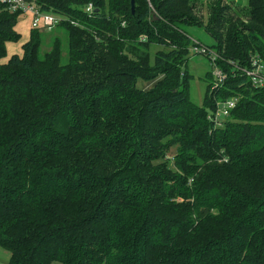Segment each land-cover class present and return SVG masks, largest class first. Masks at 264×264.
<instances>
[{"label":"trees","instance_id":"obj_1","mask_svg":"<svg viewBox=\"0 0 264 264\" xmlns=\"http://www.w3.org/2000/svg\"><path fill=\"white\" fill-rule=\"evenodd\" d=\"M33 1L68 19V52L56 38L42 55L30 30L2 63L22 37L20 16L0 12L8 264H264V87L243 72L264 65V0H209L206 21L194 0H135L134 14L132 0ZM194 27L227 77L216 88L206 74L202 106L185 69Z\"/></svg>","mask_w":264,"mask_h":264},{"label":"rangeland","instance_id":"obj_2","mask_svg":"<svg viewBox=\"0 0 264 264\" xmlns=\"http://www.w3.org/2000/svg\"><path fill=\"white\" fill-rule=\"evenodd\" d=\"M197 4V14L199 17H201L202 20L208 19V5H206V2L209 0H194ZM205 3V4H204ZM239 3V4H238ZM248 0H236V10L239 12L240 9H244L243 6H247ZM204 5V6H202ZM241 5V6H240ZM27 21L26 17H20L18 19V25L17 30L18 33L21 35V32L23 34V39L21 42L17 44H10L7 47V59L3 60L2 63H6L7 60L10 58L13 53L14 55H22L23 54V44L26 43V40L29 38L28 32L29 27L25 22ZM189 34L192 37V41L194 43L198 41L200 42V45L209 49L212 51L208 46L214 44V40L212 39L211 35L203 28H189L188 29ZM41 36L43 38V46H42V55H44L46 52L50 51L52 48L53 42L56 38H60L63 42V49L65 56L68 52V39L67 34L62 29H54L52 31H44L41 33ZM15 49V51H14ZM214 52V51H212ZM215 53V52H214ZM213 61L209 56H195L193 51L191 50L190 58L188 60L186 70L188 71L190 76H193L192 80L190 81V99L191 101L199 106L203 105L205 93L207 90L208 81L206 80V74L209 71L213 70ZM214 71V70H213ZM211 84V83H210ZM138 87H143L149 89L151 86L146 84L143 85V83L140 81L138 83ZM173 154V152H172ZM171 154V155H172ZM10 259V253L0 248V264H8ZM54 264H60V263H54Z\"/></svg>","mask_w":264,"mask_h":264},{"label":"built area","instance_id":"obj_3","mask_svg":"<svg viewBox=\"0 0 264 264\" xmlns=\"http://www.w3.org/2000/svg\"><path fill=\"white\" fill-rule=\"evenodd\" d=\"M151 6L150 0H147ZM94 10L93 5L86 8L88 14H92ZM0 12H7L10 14L26 17L29 20L30 30L44 32L52 31L68 19L63 15L55 13H45L40 10L33 0H0ZM73 24V23H72ZM192 51L195 56H209L213 63L219 58L218 55L209 49L201 46L198 42L194 43ZM213 75L216 80V88L223 85L226 80V75L218 68H213ZM253 83L256 88L264 87V65L262 62L255 58L252 60V68L243 71ZM237 99L228 100L226 102L218 103L216 111L212 112L209 116L210 121L216 128L223 126L227 118H229L231 111L237 106Z\"/></svg>","mask_w":264,"mask_h":264},{"label":"crops","instance_id":"obj_4","mask_svg":"<svg viewBox=\"0 0 264 264\" xmlns=\"http://www.w3.org/2000/svg\"><path fill=\"white\" fill-rule=\"evenodd\" d=\"M25 24H27L28 27H29V32L27 33L28 36H29V38L26 40V43H27V42L29 41V39H30V25H29V20H27V21L25 22ZM16 30H17V29H16ZM17 31H18V30H17ZM23 34H24V33L21 32V37H22V39H23ZM22 39H21V41H22ZM21 41H20V42H21ZM196 42H198V41H196ZM199 44H200V42H199ZM9 45H10V44H9ZM9 45H8V46H9ZM23 45H24V44H23ZM201 45H202V44H201ZM212 45H213V44H212ZM212 45H209L208 47H211ZM14 51H15V49H14ZM15 52H16V51H15ZM11 54L14 55L13 53H11ZM12 55H11V56H12ZM11 56H10V57H11Z\"/></svg>","mask_w":264,"mask_h":264},{"label":"water","instance_id":"obj_5","mask_svg":"<svg viewBox=\"0 0 264 264\" xmlns=\"http://www.w3.org/2000/svg\"><path fill=\"white\" fill-rule=\"evenodd\" d=\"M131 6H132V13L134 14V12H135V0L131 1Z\"/></svg>","mask_w":264,"mask_h":264}]
</instances>
